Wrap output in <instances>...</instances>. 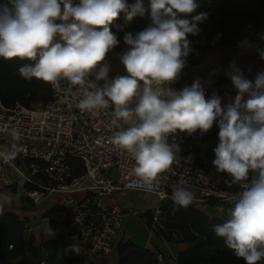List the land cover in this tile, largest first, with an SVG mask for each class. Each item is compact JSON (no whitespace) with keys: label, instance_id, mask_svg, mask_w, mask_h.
<instances>
[{"label":"clouds","instance_id":"1","mask_svg":"<svg viewBox=\"0 0 264 264\" xmlns=\"http://www.w3.org/2000/svg\"><path fill=\"white\" fill-rule=\"evenodd\" d=\"M200 7L199 0H0V58L32 61L18 69L25 79L54 84L64 79L80 86L76 107L81 112L111 108L114 118L127 125L111 137L112 144L135 161L134 174L145 190L179 207L196 197L182 185L171 196L160 190V176L179 151L169 137L205 134L217 123L213 166L240 190L231 198L229 218L212 230L245 264H258L264 260V72L253 82L230 63L226 75L237 94L224 108L218 95L206 99L199 78L181 90L170 86L194 52L188 37L199 35L198 25L208 19L197 12ZM146 10L151 22L123 37L127 49L120 62L127 75L109 79L106 56L119 44L110 25L121 13L131 22ZM259 56L264 59V51ZM9 134L19 138L14 129ZM19 151L13 143L0 151V159L9 163ZM5 201L10 204L7 196L0 198V216Z\"/></svg>","mask_w":264,"mask_h":264},{"label":"built area","instance_id":"2","mask_svg":"<svg viewBox=\"0 0 264 264\" xmlns=\"http://www.w3.org/2000/svg\"><path fill=\"white\" fill-rule=\"evenodd\" d=\"M223 76L221 71L207 67L194 76L185 67L170 86L181 90L199 78L206 99H210L218 95ZM48 84L50 97L44 103L32 106L15 103L6 107L0 102V128L9 130L0 132V151L10 150L13 143L20 147L16 160L6 163L0 159L3 167L0 184L20 189L23 198L33 205L57 197L65 209L62 217L51 223L53 237L67 242L91 260L109 259L120 239L126 213L118 204H107L105 199L116 193L124 195L128 190L149 192L134 174L132 157L111 142V137L127 125L114 118L111 108L96 114L81 112L76 107L81 98L80 86H70L64 79ZM223 85V91L229 90L232 82L226 80ZM13 129L19 136L16 140L9 134ZM208 137L209 132L199 131L169 137V143L177 144L179 151L170 170L160 176V190L171 196L175 186H185L196 197L190 206L224 222L233 206L231 198L240 189L209 164L205 154ZM76 160L82 165L79 175H74ZM149 193L156 201L148 228L150 236L161 218L160 205L171 199ZM45 212L48 215L43 217L51 221L54 208ZM28 230L31 231L30 227ZM156 256L158 264L164 261L162 253Z\"/></svg>","mask_w":264,"mask_h":264},{"label":"trees","instance_id":"3","mask_svg":"<svg viewBox=\"0 0 264 264\" xmlns=\"http://www.w3.org/2000/svg\"><path fill=\"white\" fill-rule=\"evenodd\" d=\"M78 2V0H76ZM129 4L134 0H127ZM201 7L197 12H205L208 19L199 24V35L189 36L194 52L187 58L188 65H198L204 56L218 48H233L242 41H251L264 45V0H199ZM151 22L150 10L143 16L137 15L131 22H126L125 14L110 25L111 31L117 36L119 44L113 49L123 53L126 32L133 34L142 31ZM32 61L14 58H0V102L6 106L20 103L32 106L46 102L50 97L48 82L32 78H23L18 69ZM221 107L225 106L221 103ZM208 143L205 154L209 164L213 166L214 149L219 143V127L214 123L208 131ZM76 169L74 175L82 172L79 161H73ZM0 162V174L2 172ZM215 169V168H214ZM6 189L24 199L20 189L6 186ZM30 205L33 204L30 202ZM161 218L153 228L155 237L166 242H184L189 246L178 251L175 264H245L234 251L217 237L212 226L220 224L219 220L211 219L203 211L193 206L179 207L172 200L161 205ZM45 216L48 212L44 213ZM54 220L51 219V223ZM151 224L149 222L150 228ZM156 252L146 246L133 243L131 240H119L113 259L87 258L81 251L63 240L54 237H40L37 241L28 230L26 220L19 218L13 211L6 209L0 216V264H158ZM165 257V256H164ZM32 260L35 262H29ZM264 264V260L258 262Z\"/></svg>","mask_w":264,"mask_h":264},{"label":"crops","instance_id":"4","mask_svg":"<svg viewBox=\"0 0 264 264\" xmlns=\"http://www.w3.org/2000/svg\"><path fill=\"white\" fill-rule=\"evenodd\" d=\"M123 48L126 51L127 45H125V43L123 44ZM259 51H264L263 44L251 41H242L233 48L218 47L208 52L200 62V65L187 64L186 68L194 76H199L202 72V68L204 67L213 68L216 71H221L224 76L221 78L222 83L219 87L218 95L222 100L221 103L226 107L229 103L234 100V97L237 94V90L233 87V85L229 90L223 91V82L226 80H230V78L226 75V73L229 71L230 63L234 61L236 66L239 67L244 73L245 77L250 81L254 82L257 73L264 72V59L260 58ZM121 55L122 53H119L115 50H111L106 56V60L109 57H112L114 59L115 64H118L120 62ZM257 57L259 58L257 59ZM117 75H127V73L126 71L121 73L117 72ZM109 78H114V76H109ZM247 98L248 97L246 95L245 100ZM119 196L120 195L116 193L110 198L105 199V202L107 204H118L126 213L127 211L119 204ZM23 205L24 209H22L21 207H17L11 209V211L17 214L20 219L26 220L27 224L29 223L30 226L33 227L31 233L36 238V240L38 241L39 238L42 236L53 237V234L48 231L49 228L52 229L51 221L49 219H45L43 217V214L48 208L51 207L54 208V212L56 213L53 215L54 221H57L62 217L65 208L62 204L58 202L57 197H49L47 200L43 199L38 204L32 206H27L25 204ZM122 238L123 234L121 233L119 240H121ZM157 239L160 241V243H162L158 244V246L161 247L163 245L166 250L165 252L158 246L147 247L151 248L154 252H160L165 256L164 261L159 264H175V257L177 252L184 250L189 246V244L184 242L171 243L166 242L160 238ZM114 256L115 252L109 259H113Z\"/></svg>","mask_w":264,"mask_h":264},{"label":"rangeland","instance_id":"5","mask_svg":"<svg viewBox=\"0 0 264 264\" xmlns=\"http://www.w3.org/2000/svg\"><path fill=\"white\" fill-rule=\"evenodd\" d=\"M106 62L110 66L109 76L115 77L117 76V72L121 73L125 71L121 62L115 64L112 57H109ZM16 159L17 157L14 160ZM5 196L10 199V204H8L6 201L4 202L6 209L11 210L17 207L24 209L23 204L30 206L29 201L13 194L7 190L5 186L0 184V198ZM47 199L48 198H45L44 200ZM118 201L119 204L127 211L122 222V240L129 239L137 245L146 247H154L158 246V244H162L154 235L151 234L149 236L148 234L149 222H151L153 213L152 209L156 205L155 197L151 193L138 190H128L124 195H120L118 197ZM54 214L56 213L54 212ZM28 227H30V232H32L33 227L30 226L29 223ZM158 247L164 252L166 251L163 245ZM25 262L26 261H23L22 263L25 264ZM29 262H35V260H29Z\"/></svg>","mask_w":264,"mask_h":264}]
</instances>
